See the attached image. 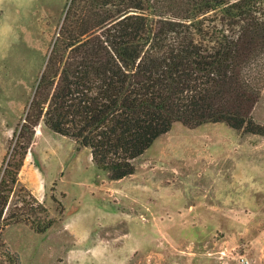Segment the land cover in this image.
I'll return each mask as SVG.
<instances>
[{
    "label": "rangeland",
    "instance_id": "374dc122",
    "mask_svg": "<svg viewBox=\"0 0 264 264\" xmlns=\"http://www.w3.org/2000/svg\"><path fill=\"white\" fill-rule=\"evenodd\" d=\"M67 1L0 0V169ZM253 117L264 125V89ZM134 163L111 179L39 124L6 211L26 215L33 197L53 222L11 220L0 243L18 264H264V136L175 122Z\"/></svg>",
    "mask_w": 264,
    "mask_h": 264
},
{
    "label": "trees",
    "instance_id": "16d2710c",
    "mask_svg": "<svg viewBox=\"0 0 264 264\" xmlns=\"http://www.w3.org/2000/svg\"><path fill=\"white\" fill-rule=\"evenodd\" d=\"M263 89L264 0H68L2 162L0 232L11 220L52 225L33 197L26 215L6 211L39 124L117 180L175 122L264 136L253 117ZM0 264H18L3 243Z\"/></svg>",
    "mask_w": 264,
    "mask_h": 264
}]
</instances>
